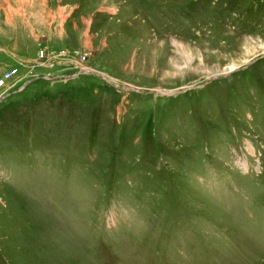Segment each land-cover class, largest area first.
Listing matches in <instances>:
<instances>
[{
	"label": "rangeland",
	"instance_id": "obj_1",
	"mask_svg": "<svg viewBox=\"0 0 264 264\" xmlns=\"http://www.w3.org/2000/svg\"><path fill=\"white\" fill-rule=\"evenodd\" d=\"M0 264H264V0H0Z\"/></svg>",
	"mask_w": 264,
	"mask_h": 264
}]
</instances>
